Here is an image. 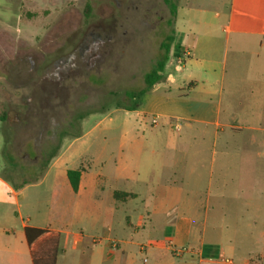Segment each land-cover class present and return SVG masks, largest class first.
I'll list each match as a JSON object with an SVG mask.
<instances>
[{
	"label": "crops",
	"instance_id": "obj_1",
	"mask_svg": "<svg viewBox=\"0 0 264 264\" xmlns=\"http://www.w3.org/2000/svg\"><path fill=\"white\" fill-rule=\"evenodd\" d=\"M196 22L191 37L176 27V35L182 33L180 51L170 57L166 78L152 89L164 90V102L185 107L171 108V113L159 116L162 128L139 139L128 137L127 145L120 144L116 153L103 143L88 155L73 158L82 174L77 191L69 182L71 191L77 205L83 204V218L91 230L102 228L103 235L75 232L79 207L71 215L68 208H59L58 196L47 209L34 203L37 218L25 219L23 209L28 207L21 205L18 195L30 185L14 184L5 164L0 169V264H33L27 227L59 232L60 250L69 245L81 253L72 264L264 260V0H227L213 17L201 15ZM174 87L187 91L171 96ZM185 104H196L197 110ZM179 120L184 133L176 137L164 127L181 125ZM209 136L213 144L206 157L203 151L209 146L202 140ZM86 137L82 134L74 142H85ZM165 146L171 155L164 153ZM190 146L195 148L191 160ZM68 156L54 159L42 179L31 185L55 177L58 187L61 176L71 169ZM183 167L189 168L185 182L179 177ZM122 183L127 187L120 188ZM122 209L124 220L117 216ZM137 209L135 221L127 212ZM143 253L149 259L138 261Z\"/></svg>",
	"mask_w": 264,
	"mask_h": 264
},
{
	"label": "rangeland",
	"instance_id": "obj_2",
	"mask_svg": "<svg viewBox=\"0 0 264 264\" xmlns=\"http://www.w3.org/2000/svg\"><path fill=\"white\" fill-rule=\"evenodd\" d=\"M226 1L176 0L175 26L169 23L171 14L164 0H0V118L5 116L0 122V169L6 164L5 172L14 184L30 185L18 195L21 205L28 207L23 209L25 219L37 218L34 203L47 209L46 204L58 196L59 208H68L71 215L79 207L72 226L75 232L103 235L102 228L91 230L83 218L85 208L77 205L66 175L61 176L58 187L55 177L40 186L31 184L41 180L60 155L64 159L71 156L68 167L75 169L80 163L74 157L88 155L103 143L116 153L120 144L127 145L128 137L139 139L162 128L159 116L171 113V108L182 110L185 106L163 101L164 90L148 92L137 110L119 106L132 104L126 92L145 86V74L162 56V43L176 27L189 31L191 37L190 29L199 25L197 19L213 17ZM198 7L206 8L207 13ZM181 35L175 36L170 57L180 51ZM180 70L181 66L174 73ZM185 91L174 87L171 96ZM185 105L197 110L196 104ZM176 122L164 128L179 137L185 126L181 120L182 126ZM82 134H87V141L74 142ZM202 141L209 146V151H203L208 157L213 138ZM194 150L190 146V160ZM166 152L172 153L165 146ZM181 170L179 177L185 182L189 168ZM179 177L174 179L179 182ZM123 187L127 186L122 183ZM138 203L142 211V201ZM12 208L17 209L13 199ZM127 213L136 221L140 211ZM117 216L124 220L125 210ZM79 257L80 252L63 245L58 264H72ZM144 258L149 255L143 253L138 261Z\"/></svg>",
	"mask_w": 264,
	"mask_h": 264
},
{
	"label": "trees",
	"instance_id": "obj_3",
	"mask_svg": "<svg viewBox=\"0 0 264 264\" xmlns=\"http://www.w3.org/2000/svg\"><path fill=\"white\" fill-rule=\"evenodd\" d=\"M164 2L168 6L171 14L169 23H175L178 13V4L176 0H164ZM175 36L176 29H174L172 33L166 37L165 42L162 43L163 54L156 61L151 70L145 74V86L139 91L126 92V96L128 97V100L132 101V104L120 105L119 108L129 111L138 109L141 105L142 97L150 92L155 85L159 84L166 78L165 70L167 63L170 60L172 45L176 39ZM4 117L5 116L1 118L4 120ZM81 174V167L77 169H69L67 171V177L74 191H77L79 188ZM16 188H19V186L16 185ZM116 196H119V194L116 193ZM26 237L33 264H56L60 251L61 235L59 232L49 229L27 227Z\"/></svg>",
	"mask_w": 264,
	"mask_h": 264
},
{
	"label": "built area",
	"instance_id": "obj_4",
	"mask_svg": "<svg viewBox=\"0 0 264 264\" xmlns=\"http://www.w3.org/2000/svg\"><path fill=\"white\" fill-rule=\"evenodd\" d=\"M180 64H181V61L178 60V61H177V65L179 66ZM153 123L156 124L157 121L154 119ZM184 250H185V248L181 249V251H184ZM225 263H226V264H234V261L231 260V259H226V260H225ZM250 264H264V260H261V259L254 260V261L251 262Z\"/></svg>",
	"mask_w": 264,
	"mask_h": 264
}]
</instances>
